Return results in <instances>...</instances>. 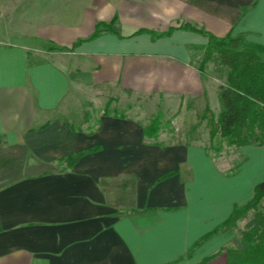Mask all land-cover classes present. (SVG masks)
Wrapping results in <instances>:
<instances>
[{"label": "crops", "instance_id": "0c3cea01", "mask_svg": "<svg viewBox=\"0 0 264 264\" xmlns=\"http://www.w3.org/2000/svg\"><path fill=\"white\" fill-rule=\"evenodd\" d=\"M23 1L0 0V264H226L239 230L264 228V199L260 220L190 248L253 196L264 146L214 156L199 142L149 139L116 97L178 101L173 122L188 101L218 114L226 68L223 80L206 67L214 61L199 69L206 35L137 31L191 23L264 45V0H82L71 22L50 6L17 14ZM112 18V31L86 39Z\"/></svg>", "mask_w": 264, "mask_h": 264}, {"label": "trees", "instance_id": "16d2710c", "mask_svg": "<svg viewBox=\"0 0 264 264\" xmlns=\"http://www.w3.org/2000/svg\"><path fill=\"white\" fill-rule=\"evenodd\" d=\"M114 18L109 21H98L91 39L104 31H112ZM175 29H184L206 35L207 42L203 47V57L199 63L202 71L204 65L214 61L218 67H225V84L219 87L221 110L216 116L205 107L201 117L206 119L209 143L218 136V149L223 145L238 146L255 143L264 146V45L247 40L243 35L216 36L203 31L191 23L170 26L162 32L139 29L137 32H148L152 38L170 34ZM84 39H78L76 46ZM52 49L53 47H48ZM160 112H157L143 126V135L156 139L161 128ZM99 146L80 151L66 158L73 163L80 155L97 150ZM264 197V180L254 187L253 196L244 204L234 205L229 216L217 224L211 231L195 241L190 250L209 236L236 226L237 220L245 217L250 210L256 211ZM241 244L225 247L226 264H264V228L253 223L240 235ZM221 250V251H222ZM219 251V253L221 252ZM218 253L206 257L202 262L215 257Z\"/></svg>", "mask_w": 264, "mask_h": 264}, {"label": "rangeland", "instance_id": "374dc122", "mask_svg": "<svg viewBox=\"0 0 264 264\" xmlns=\"http://www.w3.org/2000/svg\"><path fill=\"white\" fill-rule=\"evenodd\" d=\"M36 0H24L22 4H16V11L17 14L20 12H38L43 11L42 9L45 7H52V11H56L60 13L61 17L66 18L67 22H71L76 18V10L82 0H54L53 5H49L48 3H39L35 2ZM44 2V0H41ZM64 9V10H63ZM70 18H72L70 20ZM62 19V18H61ZM62 19V20H63ZM203 57V54H202ZM202 59V58H201ZM213 61V60H212ZM207 64V63H206ZM205 64V65H206ZM204 65V66H205ZM208 71L214 73V75L218 78L217 80H223L224 74L222 73V68L218 67L217 64L214 62L212 65L211 63L209 66H206ZM116 110L118 113H130V114H139L141 115V119L144 120V124H147L148 121L157 113L160 112V121H161V128L158 132V135L163 133L161 136L164 135V140L168 142H177V141H184L190 142L195 141L203 144L205 148L214 156H221L225 154V151L229 149L226 145H223L221 148L218 149L217 145L219 143V137L217 136L213 140V144L209 143V136L208 130L206 126V119L201 117L203 110L205 107H208L214 116L217 115V109L213 106L212 108L207 104L204 100L203 101H188L187 105L190 108L189 113L184 116H176L178 121L173 122V118L178 111H180V105L178 101H173V104L168 105L167 102L160 101V104L157 106L153 105V101L148 99H139V101H135L134 97L124 96L119 94L116 97ZM100 105V103H99ZM140 106L141 108H139ZM94 107H98V103L94 102ZM144 108V109H143ZM141 110V111H140ZM140 111V112H139ZM95 123V120H94ZM233 146V145H232ZM229 154V152L227 153ZM264 199V197H263ZM261 200V204L262 201ZM260 204V206H261ZM259 206V208H260ZM253 211L250 210L247 215L239 220H237L236 224L238 223L239 227H244L245 229L248 227L249 224L255 222L256 220H260L258 216V210ZM243 225V226H242ZM242 233L239 230L238 237L236 238L233 246H238L241 244L240 242V234Z\"/></svg>", "mask_w": 264, "mask_h": 264}]
</instances>
